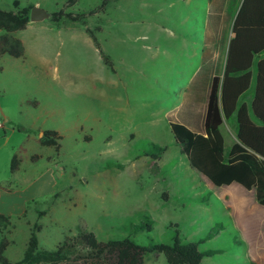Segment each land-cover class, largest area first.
<instances>
[{"label": "rangeland", "instance_id": "374dc122", "mask_svg": "<svg viewBox=\"0 0 264 264\" xmlns=\"http://www.w3.org/2000/svg\"><path fill=\"white\" fill-rule=\"evenodd\" d=\"M14 1L0 0V9L12 10ZM20 1L49 17L68 4ZM208 6V0H78L68 12L86 15L84 22L37 21L41 36L56 42L49 53L40 50L53 65L45 89L35 73L24 82L41 107L26 118L22 134L0 129L2 142L22 159L24 178L44 177L7 237L14 240L11 259H22L38 224L41 250L90 231L102 242L131 239L142 247L174 245L178 237L210 254L202 264H264V242L258 252L249 249L250 235L231 214L225 200L231 189L192 168L171 130L169 116L182 106L183 88L201 63L197 42L205 39ZM26 35L34 43L37 31ZM53 79L60 86L55 96ZM46 130L61 131L59 152L40 144ZM224 132L237 133L231 121ZM145 264L168 263L148 253Z\"/></svg>", "mask_w": 264, "mask_h": 264}, {"label": "trees", "instance_id": "16d2710c", "mask_svg": "<svg viewBox=\"0 0 264 264\" xmlns=\"http://www.w3.org/2000/svg\"><path fill=\"white\" fill-rule=\"evenodd\" d=\"M242 1L209 0L205 58L184 94L182 106L169 119L175 139L192 168L216 187L237 182L249 191L255 190L258 203L264 206V59L256 64V57L264 55V0H244L243 4ZM77 2L68 0L63 10L51 14L52 22L58 25L66 21L84 22L86 15L68 12ZM13 5L12 10L0 9V30L4 32L0 36V59L4 55L25 56L24 44L14 34L31 24L34 4L23 7L21 1L16 0ZM231 27L235 38L231 41L224 70L225 39ZM87 32L98 46L93 32L90 29ZM218 48L220 57L215 60ZM101 55L110 65L111 59L102 51ZM255 64L257 87L249 107L246 103L241 105L240 101L249 94ZM233 119L237 125V142L226 155L221 129L225 122ZM63 138L59 132L48 130L40 143L59 152ZM14 157L13 174L20 170L22 163L18 155ZM39 159L34 156L32 161ZM11 225L10 217L0 215L1 234ZM41 229L38 224L34 226L24 258L16 263L7 259L10 241L1 236L0 264H145L148 253L164 255L168 264H202L204 257L210 255L200 252L198 244L183 243L178 237L174 245L142 247L131 239L102 242L90 231L67 237L56 250L47 251L40 248L38 232Z\"/></svg>", "mask_w": 264, "mask_h": 264}, {"label": "crops", "instance_id": "0c3cea01", "mask_svg": "<svg viewBox=\"0 0 264 264\" xmlns=\"http://www.w3.org/2000/svg\"><path fill=\"white\" fill-rule=\"evenodd\" d=\"M209 6L207 15L208 19ZM50 18L51 17H49L48 19ZM208 19L206 20L203 26V35L205 39L207 38L206 34L208 27ZM30 23L31 24L28 25L26 30L14 34L15 38L23 42L25 47V56L23 58H13L9 55H4L0 59V121L3 123V128L6 130V132L8 131L10 135H14L15 133L22 134L25 128L24 125L26 124V118L30 115L31 111H38L41 107V101H39L37 97L30 96L29 90L24 86V82L28 79L29 72H32L34 76L36 74V76L39 77L43 90L45 89L46 77L51 76L52 74L51 70L53 65L51 63V55L45 52L40 53V50L47 49L49 53L56 46V42L54 40H51L52 38L44 39L41 36V33L38 31L39 26H37V23L39 22H33L31 20ZM232 27L228 30L225 39V57H223L224 70L228 59L231 41L235 38V34L233 33ZM30 29L37 31V35L33 37L34 43H29L28 39H30V37L26 35V32ZM220 33L222 32L220 31ZM3 34L4 32L0 30V36H2ZM221 38L222 37H220L219 40ZM205 39H199L197 42L200 43V46H202L201 63L195 73L192 75V77L186 82L182 91L183 94H185L194 77L196 76L197 72L202 66L203 58H205ZM214 56L215 60L219 59V48L215 50ZM262 59H264L263 54L261 56H257L256 64ZM256 64L255 67L252 69L254 77L249 90V94H247L241 99V105L246 103L249 105V107H251L254 101L258 75ZM221 78H223V76ZM53 83L54 85L50 86L49 88L52 90L51 92L55 96V94H58V92L60 91V86H56V79H53ZM231 122L237 132V125L235 120L233 119ZM255 122L257 123L256 120ZM199 125L202 127L203 120ZM52 131H57L62 135L61 131ZM221 131L223 132V135L225 137V151L226 155H228L230 154L234 144L237 142L236 134L238 132L235 133V136L229 134L227 135L225 134L226 132H224V126L222 127ZM44 132L45 131L40 132V140L41 138H43ZM7 138L10 139V137ZM15 149L13 148L11 151L8 150L7 146L5 145V143L2 142V138L0 137V215L10 217L12 219V225L8 228V230H5L3 232L4 234H1L0 229V238L1 236L8 237L14 235V232L16 231L17 227L15 224V218H25V215H27V205L29 204V202L36 200L37 196H39L36 195V189L39 190L40 187H44L43 175L38 177L32 176L30 178H24V176L21 174V168L18 172L14 174L12 173V160L13 158H15V155H18V157H20L18 152L15 153ZM39 161L40 159L36 162ZM15 185H17L18 187H16ZM23 185H26V191L25 189H20V186ZM217 188H230V193L233 191L231 194L229 192V194L225 193V200L229 201V205H231L232 208L231 214L235 218L238 227H240L239 229L241 230V232L243 234H248L251 237L249 249L253 248L254 251L258 252L260 240L264 242V206H262L261 204L260 205L262 207L258 206L255 190L249 191V189L245 188L243 185L237 182H234L229 186ZM13 242L14 240L10 241V245L14 244ZM11 247L12 246H9V249L6 252L7 259L12 263L21 261L24 258L25 253L23 254L22 259L13 260L9 257V251Z\"/></svg>", "mask_w": 264, "mask_h": 264}, {"label": "water", "instance_id": "95a60500", "mask_svg": "<svg viewBox=\"0 0 264 264\" xmlns=\"http://www.w3.org/2000/svg\"><path fill=\"white\" fill-rule=\"evenodd\" d=\"M44 17H46V18L49 17V15L47 14L46 11H44L43 9L38 8V7H33L32 14H31V20L33 22L40 21Z\"/></svg>", "mask_w": 264, "mask_h": 264}, {"label": "built area", "instance_id": "2783aa9c", "mask_svg": "<svg viewBox=\"0 0 264 264\" xmlns=\"http://www.w3.org/2000/svg\"><path fill=\"white\" fill-rule=\"evenodd\" d=\"M1 128H3V124H2V122L0 121V129H1Z\"/></svg>", "mask_w": 264, "mask_h": 264}]
</instances>
